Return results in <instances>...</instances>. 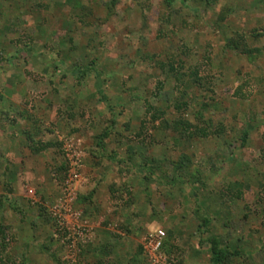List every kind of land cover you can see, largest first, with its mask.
Returning <instances> with one entry per match:
<instances>
[{
	"label": "rangeland",
	"instance_id": "rangeland-1",
	"mask_svg": "<svg viewBox=\"0 0 264 264\" xmlns=\"http://www.w3.org/2000/svg\"><path fill=\"white\" fill-rule=\"evenodd\" d=\"M171 1L0 0V264H264V0Z\"/></svg>",
	"mask_w": 264,
	"mask_h": 264
},
{
	"label": "trees",
	"instance_id": "trees-1",
	"mask_svg": "<svg viewBox=\"0 0 264 264\" xmlns=\"http://www.w3.org/2000/svg\"><path fill=\"white\" fill-rule=\"evenodd\" d=\"M166 2L169 4V5H171L172 4V1L171 0H166ZM229 46L230 47H233V48H235V49H238L239 51H241L242 53H248V52H251V49H249L248 48V45L246 44V42H245V39H244V37L242 36V35H239L238 37H232L231 39H230V41H229ZM28 49H30V48H28ZM63 50H65L64 48L62 49V51ZM163 64V63H162ZM88 69H86V70H79L82 74H84L87 70L89 71V70H92L93 69V67H87ZM168 71H171V72H173V73H175V75H174V79H176V80H181V84H185L186 86H185V89H184V91L186 92V88H187V86H188V84L189 83H191V82H194V83H200V84H203L204 82H203V78L201 77V78H197V71H195V70H193L190 74H189V77H188V80H191V81H189V82H185V81H183V79H182V76H178L181 72L177 69V67L173 64V63H170L169 64V69H168ZM176 72H177V74H176ZM179 72V73H178ZM185 75V74H184ZM150 105V108L153 110H155L156 109V107H155V105H153V104H149ZM173 106H174V108L176 109V110H179V109H181V108H183L184 106H187L186 105V101L184 100V99H181V97H180V99H178L177 98V103H173ZM169 108V107H168ZM165 111V110H164ZM163 110L162 111H160L159 113V115H157L156 113H154L153 114V120H157V119H160L161 121L163 120L162 118V116H163V113H165ZM160 115H162V116H160ZM114 122V121H113ZM188 124V123H187ZM162 126H164V121L161 123V125H158V126H154V125H152V127L153 128H160V127H162ZM182 127H185L186 128V130H188L189 128H188V126L187 125H184V126H182ZM111 129H108V130H104L102 133H100L98 136V138H99V140H98V143H99V145H101L102 147L104 146V143H105V139H106V137L107 136H109V134H110V131ZM222 131V130H221ZM219 132V131H218ZM217 132V133H218ZM142 134V132H139V133H137L136 134V136L137 137H139L140 135ZM249 134H250V130L249 129H245L244 131H243V139H242V145H244L245 144V142H246V140H247V138L249 137ZM29 140H31V142H32V145H31V149L34 151V152H41V151H44V150H46V149H48V148H50L51 146H54L55 144H59V142H55V141H48V142H41V143H36L35 142V140L33 139V137H31L30 136V138H29ZM65 175H66V172H65V174L62 176V181H64V178H65ZM205 221H207V219H205ZM0 234H3L4 235V237H6V233H5V229H3V228H0ZM1 244H2V246H4L6 243H5V241H1ZM166 246H167V238L165 239V241H164V246H163V249H164V251H165V253L167 254V251H166ZM237 251H235V252H232V251H230V250H228V249H226V248H222V247H220V242H219V240L216 238V237H213V239H212V246H211V253H212V262L214 263V264H228L229 262H227V259H228V257H229V255H231V254H237L236 253ZM231 253V254H230ZM167 255H169V254H167ZM3 259H2V257H0V262L2 261Z\"/></svg>",
	"mask_w": 264,
	"mask_h": 264
},
{
	"label": "built area",
	"instance_id": "built-area-1",
	"mask_svg": "<svg viewBox=\"0 0 264 264\" xmlns=\"http://www.w3.org/2000/svg\"><path fill=\"white\" fill-rule=\"evenodd\" d=\"M64 140V139H63ZM66 141V140H65ZM65 158L68 161L69 172L64 181V186H66V190L70 191L69 195H75L77 187L82 183L83 177L79 173L81 167L82 155L81 152H77L73 150L69 144L66 143L65 148ZM30 192L35 193V189L30 187ZM64 211L72 212L73 204L72 199L71 202L68 203ZM60 211V210H59ZM61 216V215H60ZM60 219H65L62 216ZM62 223V222H61ZM167 236L166 230L163 228L156 229L154 232L149 233L143 239V247L145 252L150 257V261L152 264H171L172 262L169 260L168 255L165 253L163 246L164 241Z\"/></svg>",
	"mask_w": 264,
	"mask_h": 264
},
{
	"label": "crops",
	"instance_id": "crops-1",
	"mask_svg": "<svg viewBox=\"0 0 264 264\" xmlns=\"http://www.w3.org/2000/svg\"><path fill=\"white\" fill-rule=\"evenodd\" d=\"M31 188H34V187H31ZM35 189V188H34ZM35 191H36V189H35Z\"/></svg>",
	"mask_w": 264,
	"mask_h": 264
}]
</instances>
